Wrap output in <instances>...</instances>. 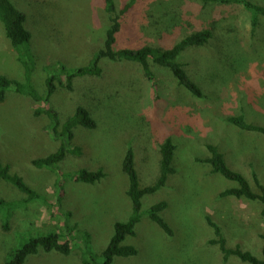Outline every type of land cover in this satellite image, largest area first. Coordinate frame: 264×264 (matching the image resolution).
<instances>
[{
  "label": "rangeland",
  "instance_id": "1",
  "mask_svg": "<svg viewBox=\"0 0 264 264\" xmlns=\"http://www.w3.org/2000/svg\"><path fill=\"white\" fill-rule=\"evenodd\" d=\"M11 1L26 17L24 26L31 33L29 44L35 58L30 82L41 95L46 93L47 65L59 61L72 68L86 65L104 45L110 22L102 0ZM247 1L264 7V0ZM114 2L119 10L126 0ZM150 8L165 10L167 24L177 25L175 29L166 34L151 26L146 19ZM130 13L117 34L116 48H166L191 32L211 30L206 44L190 46L177 57L203 95L194 96L168 68L151 59L154 83L136 62L103 60L100 76L76 77L71 90L57 86L48 103L7 89L0 101V159L51 206L39 198L19 203L12 214L0 206V264L24 239L51 230L62 233V241H69V254L39 249L24 264H83L82 259L91 254L101 262L114 223L128 220L132 212L126 194L128 177L122 170L127 149H133L138 180L144 187L158 177L160 140L167 137L175 144L172 165L176 172L162 188L142 198L136 234L123 241L135 246L137 254L116 256L111 264H251L236 256L223 261L218 245L209 244L215 235L206 215L221 227L228 247L239 246L262 257L260 203L231 195L220 197V192L237 187V182L212 173L211 166L198 159L209 156L204 141H211L231 169L242 173L250 184L255 174L264 185V135L240 129L226 119L242 115L246 122L264 126V16L257 15L252 30V13L242 5H202L197 0H139ZM0 74L25 81L24 68L1 21ZM77 105L90 112L96 127L77 126L70 140L55 137L48 127L49 118L35 114L38 108L51 107L63 122ZM62 142L74 152L67 153L60 171L102 169L105 176L95 183L62 182L64 195L57 207V172L37 168L31 161L54 152ZM0 198L21 202L26 194L0 180ZM160 200L167 202L161 216L172 235L146 213ZM66 212H71L67 222ZM8 218L9 229L4 230ZM67 223L76 229L67 230ZM84 232L90 234L87 244Z\"/></svg>",
  "mask_w": 264,
  "mask_h": 264
},
{
  "label": "trees",
  "instance_id": "2",
  "mask_svg": "<svg viewBox=\"0 0 264 264\" xmlns=\"http://www.w3.org/2000/svg\"><path fill=\"white\" fill-rule=\"evenodd\" d=\"M139 0H126L122 7L117 10L114 0H102L103 9L108 14L110 25L106 31V37L104 45L97 50L90 61L86 65L78 67H68L62 62H56L52 65H47L45 71L47 77L45 79L46 93L44 95L39 94L30 82V75L34 66V54L30 49L31 33L25 28V14L17 9L11 0H0V21L3 24L6 37L9 39L15 53L17 60L24 68L25 81H20L14 78L7 77L0 74V101H4L6 97L7 89L12 88L16 93L30 96L37 103H48L51 95L56 91L57 86L65 88L67 90L72 89L73 81L76 77H98L103 72V65L105 61L113 62H136L141 66L144 76L154 83L155 77L150 68L149 59L159 66L168 68L173 76L177 79L178 83L184 86L194 96L201 97L203 95L202 89L195 83L192 77L188 74L184 68L183 63L177 61L178 55L190 46H202L208 42L212 37L210 29H201L191 32L170 47H156L152 45H141L136 48L123 45L122 48H116L117 34L123 27V22L127 21L135 3ZM202 5H242L246 9L250 10L252 17L250 19L251 29L257 25V15L264 16V7L257 4L248 2L247 0H197ZM150 14L146 15V19L150 22L151 26L159 29L166 34L171 33L177 26H169L167 24V12L165 10L149 9ZM129 14V15H128ZM171 28V29H170ZM136 35L140 36L138 27L136 28ZM171 30V31H169ZM105 60V61H103ZM180 106H178L179 108ZM174 108V107H173ZM192 112V110H190ZM45 114L50 121L49 128L53 130V134L56 137H61L65 140L73 138V129L77 126H82L87 129H93L96 127V122L91 116L90 112L83 106L77 105L73 113L61 122L59 114L51 107L38 108L35 110V114ZM197 117V123L199 122V116ZM227 121L235 125L236 127L260 133L264 135V126L248 123L244 120L242 115H230ZM185 123V122H184ZM60 127V129H59ZM206 148L209 152V156L198 159L200 162L207 163L211 166L212 173H219L224 178L237 182V187L225 189L219 193L220 197L235 196L244 197L251 201H258L260 203V214L264 221V185H262L255 174L252 175V183L250 184L247 178L240 172L231 169L224 158L222 152L219 151L218 146L211 141H204ZM175 144L171 137L160 140V162H159V174L154 184L140 186L138 175L134 165V152L132 147H129L125 153L122 161V170L128 177V189L126 194L132 203V212L128 217V220L117 221L113 225L114 232L102 252V261H95V256L91 254L89 259L83 258V264H111L114 257H128L137 254V248L130 244H124L123 241L127 236H134L135 226L141 221L142 215V198L144 195L152 194L162 188L167 181L169 175L176 172L175 167L172 165V159L174 156ZM64 142L54 152L48 154L45 157L32 159V165L37 168H47L51 171L57 172V178L54 182V186L59 189L55 197L57 207L60 206V202L63 198L62 182L72 180L75 182L83 183H95L105 176L102 169H96L94 171L80 168L74 171H60V163L64 160L67 153H71ZM62 164V163H61ZM0 180L7 181L17 187L19 190L26 194V198L19 201H6L0 198V206H6L10 209L9 213L16 207L26 203L27 200L41 199L42 203L49 205L50 201L46 197H41L33 190H31L23 178L10 171V165L3 163L0 159ZM51 206V205H49ZM167 207L165 200H160L154 204H151L146 213L149 218L152 219L166 234L172 235V228L161 216V213ZM13 212V211H12ZM11 212V214H12ZM10 214V215H11ZM71 216V212H66L65 222L68 217ZM12 217V216H10ZM9 217V218H10ZM8 219H4L3 229L8 230ZM208 225L213 228L215 237L209 240V244L218 245L223 261H226L229 256H236L241 261H246L251 264H264V234L261 235L262 239V257L257 258L249 251L240 249L239 246L228 247L226 239L222 233L221 227L214 222L209 215L205 216ZM69 231L76 229V226L69 227ZM85 243L90 242V234L83 233ZM63 234L57 230H51L49 232H37L21 243L17 248L12 249L6 256L3 264H24L26 258L29 255L35 254L39 249L44 251L55 250L62 254H69L71 246L68 240L62 241ZM90 247V246H88Z\"/></svg>",
  "mask_w": 264,
  "mask_h": 264
}]
</instances>
